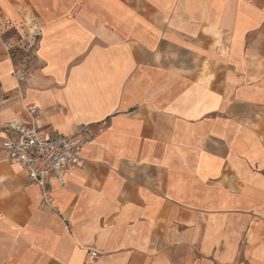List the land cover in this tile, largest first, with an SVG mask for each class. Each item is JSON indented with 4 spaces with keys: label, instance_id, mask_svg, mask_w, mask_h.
Masks as SVG:
<instances>
[{
    "label": "crops",
    "instance_id": "0c3cea01",
    "mask_svg": "<svg viewBox=\"0 0 264 264\" xmlns=\"http://www.w3.org/2000/svg\"><path fill=\"white\" fill-rule=\"evenodd\" d=\"M32 122L94 137L51 205L1 153L0 264H264V0H0V145Z\"/></svg>",
    "mask_w": 264,
    "mask_h": 264
},
{
    "label": "built area",
    "instance_id": "2783aa9c",
    "mask_svg": "<svg viewBox=\"0 0 264 264\" xmlns=\"http://www.w3.org/2000/svg\"><path fill=\"white\" fill-rule=\"evenodd\" d=\"M9 48V45H6ZM32 117L38 114V108H28ZM10 130L16 137H7L0 145L1 153H6L8 160L20 166L27 174L29 182L42 188V198L46 205H51L53 200L47 187L48 180L53 178L60 186L66 184V177L71 170L80 164L84 149L91 144L94 132L83 126L74 135L51 136L43 133L37 124L30 125L12 124ZM99 254L90 251L86 263L97 261Z\"/></svg>",
    "mask_w": 264,
    "mask_h": 264
},
{
    "label": "rangeland",
    "instance_id": "374dc122",
    "mask_svg": "<svg viewBox=\"0 0 264 264\" xmlns=\"http://www.w3.org/2000/svg\"><path fill=\"white\" fill-rule=\"evenodd\" d=\"M13 57L15 58V61H17V63L18 62H22V63H24L26 60H27V58H29V57H31V55L30 54H25L23 51H20V52H13ZM26 125V124H25ZM90 252V251H89ZM88 252V253H89ZM87 253V254H88ZM99 254V253H98ZM99 256H100V254H99ZM87 258V257H86Z\"/></svg>",
    "mask_w": 264,
    "mask_h": 264
}]
</instances>
